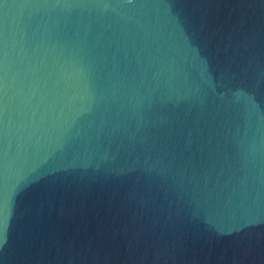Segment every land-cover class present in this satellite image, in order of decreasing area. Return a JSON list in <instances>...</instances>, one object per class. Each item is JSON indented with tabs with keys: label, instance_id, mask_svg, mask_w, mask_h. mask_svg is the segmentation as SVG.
<instances>
[{
	"label": "water",
	"instance_id": "1",
	"mask_svg": "<svg viewBox=\"0 0 264 264\" xmlns=\"http://www.w3.org/2000/svg\"><path fill=\"white\" fill-rule=\"evenodd\" d=\"M0 264H264V0H0Z\"/></svg>",
	"mask_w": 264,
	"mask_h": 264
}]
</instances>
